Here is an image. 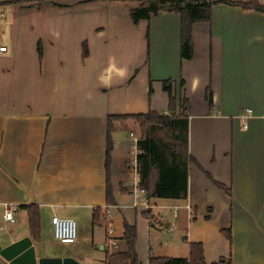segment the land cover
<instances>
[{
    "label": "crops",
    "instance_id": "crops-1",
    "mask_svg": "<svg viewBox=\"0 0 264 264\" xmlns=\"http://www.w3.org/2000/svg\"><path fill=\"white\" fill-rule=\"evenodd\" d=\"M13 1L0 0V46H7L0 52L1 244L30 236L38 256L107 264L108 255L128 249V222L137 228L139 259L149 264L151 256L170 257L153 247L171 246L163 224L185 234L184 258L191 242H202L208 263L264 264V13L214 5L210 22L193 25V56L185 59L177 12L136 23L129 1ZM165 80L178 105L189 101L188 196L154 197L148 208L134 189L139 150L131 128L139 123L129 116L168 112ZM109 128L114 203L107 201ZM30 204L40 206V241L30 225L8 226L18 218H5L7 208L18 217ZM98 208L108 223L94 222ZM53 215L78 222L71 252L45 250L55 238Z\"/></svg>",
    "mask_w": 264,
    "mask_h": 264
},
{
    "label": "trees",
    "instance_id": "trees-1",
    "mask_svg": "<svg viewBox=\"0 0 264 264\" xmlns=\"http://www.w3.org/2000/svg\"><path fill=\"white\" fill-rule=\"evenodd\" d=\"M30 1V0H15ZM43 1V0H38ZM129 1L135 6L131 8V16L134 22L142 19H150L154 14L161 11H173L181 15V55L185 59L193 56L192 29L197 22H210L212 20L213 6L218 3L239 5L245 10L256 9L264 13V5L258 0L252 2L235 0H121ZM149 33L147 36L149 37ZM84 49L87 43L84 42ZM42 49V46H41ZM164 88L169 93V111L158 112L150 110L147 113H137L133 117L140 127V138L137 141L139 153L137 155V184L146 191L147 197L187 199L188 196V171L189 153V101L183 98L178 105V99L173 94L172 81L165 80ZM209 101L212 103V93H209ZM120 115L119 117H126ZM112 117V116H111ZM164 131L169 135V140L157 135ZM113 138L108 130L106 148V167L108 171L107 201L114 203L110 185V164L112 159ZM156 174V175H154ZM153 179L154 182H153ZM220 185V184H219ZM228 193L231 191L223 185ZM28 211L31 235L36 241L41 240V214L38 204L24 206ZM102 209L98 208L94 213V222L108 223L101 219ZM105 214V213H104ZM231 237V230H226ZM124 239L128 249L108 255L107 264H142L136 251L137 228L125 223ZM226 259L219 262L208 263L205 257L202 242L190 243V256L164 257L151 256L149 264H222ZM227 264H231L229 260Z\"/></svg>",
    "mask_w": 264,
    "mask_h": 264
},
{
    "label": "rangeland",
    "instance_id": "rangeland-1",
    "mask_svg": "<svg viewBox=\"0 0 264 264\" xmlns=\"http://www.w3.org/2000/svg\"><path fill=\"white\" fill-rule=\"evenodd\" d=\"M170 45H172V44H170ZM170 48H171V46H170ZM131 129H133L134 131H137L138 134L136 137L139 139L141 131H140V128L138 127V124H135V127L131 128ZM157 135L161 136L163 139L169 140V135L167 133H165L164 131L157 132ZM162 211H164L166 213V217L164 220L165 221L169 220L171 217V211L169 209H164ZM178 211H179V209H178ZM173 214H174V212H173ZM17 218H18L17 223H8L7 225L8 226H14V225L18 226L20 224L19 222H22V224L26 225V227L30 225L29 216H28V213L26 210L25 211L20 210L18 217H15V219L17 220ZM21 218H22V220L20 221ZM0 223H2V224L4 223V220L2 218V214H0ZM48 223H49L50 231L53 233L54 232V225L52 224V216H50ZM171 224H172V222L170 223V225ZM160 227H161L160 230L163 233L162 234L163 238L164 239H166V237L170 238L171 246L166 247L167 251L163 250V248L160 249L156 246H153L155 249V253L157 255H170V257H184V256H186V255H183L187 252L186 244H185V241H187V240H185V234H183L181 230H178L176 232L171 233L172 232L171 229L173 226H171V228H167L162 224ZM78 228H79V225H78ZM163 241H165V240H163ZM45 243H46L45 250L48 253H60L62 251L64 252V249H66V248H67L68 252H71L70 247H72L73 244H75V243H72V244L62 243L59 240H57L56 238H54L52 234L50 236H48V239H47V241H45ZM222 264H224V263H222Z\"/></svg>",
    "mask_w": 264,
    "mask_h": 264
},
{
    "label": "water",
    "instance_id": "water-1",
    "mask_svg": "<svg viewBox=\"0 0 264 264\" xmlns=\"http://www.w3.org/2000/svg\"><path fill=\"white\" fill-rule=\"evenodd\" d=\"M0 264H84L74 256H38L33 239L26 236L3 246L0 242Z\"/></svg>",
    "mask_w": 264,
    "mask_h": 264
},
{
    "label": "built area",
    "instance_id": "built-area-1",
    "mask_svg": "<svg viewBox=\"0 0 264 264\" xmlns=\"http://www.w3.org/2000/svg\"><path fill=\"white\" fill-rule=\"evenodd\" d=\"M2 51H7V46H0V52ZM251 112V110H249ZM246 116V115H243ZM138 141V140H136ZM134 170L135 173H137V158L134 161ZM135 191L140 194H145L146 191L144 189H141L136 181V184L134 185ZM150 199L147 197V195L144 197V204L150 208ZM189 210L192 209V206L190 204L186 205ZM178 207L175 209V216L178 214ZM109 215L105 213L101 219L106 220L107 222L109 221L108 219ZM5 218L10 221H15V216H14V210L12 208H7L5 210ZM52 224L54 225V235L57 240H59L62 243L66 244H72L75 243L77 238H78V222L75 218L73 217H62L59 215H53L52 216Z\"/></svg>",
    "mask_w": 264,
    "mask_h": 264
}]
</instances>
